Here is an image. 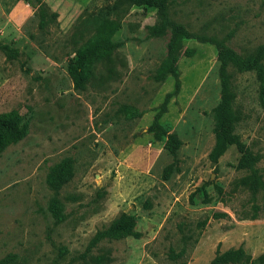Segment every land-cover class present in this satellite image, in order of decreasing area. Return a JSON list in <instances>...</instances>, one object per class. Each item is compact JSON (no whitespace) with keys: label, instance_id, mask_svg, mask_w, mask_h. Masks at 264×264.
<instances>
[{"label":"rangeland","instance_id":"374dc122","mask_svg":"<svg viewBox=\"0 0 264 264\" xmlns=\"http://www.w3.org/2000/svg\"><path fill=\"white\" fill-rule=\"evenodd\" d=\"M112 1L88 0L73 20H57L34 1L0 0L4 14L19 2L34 9L15 27L0 15V115L25 129L16 141L0 138V264H211L231 249L264 254V97L255 71H226L232 134L249 168H237L235 144L208 157L221 101L217 45L239 57L264 47V0H167V19L191 35L177 52V88L171 76L155 78L170 28L153 29L161 21L151 7L124 6L111 72L95 65L78 91L66 70L72 26L84 9L95 15ZM156 117L160 139L149 131ZM169 134L181 142L173 156L163 149ZM65 158L73 176L57 191L55 219L46 177ZM122 214L138 236L93 244Z\"/></svg>","mask_w":264,"mask_h":264},{"label":"trees","instance_id":"16d2710c","mask_svg":"<svg viewBox=\"0 0 264 264\" xmlns=\"http://www.w3.org/2000/svg\"><path fill=\"white\" fill-rule=\"evenodd\" d=\"M34 1L37 8L47 9L40 0ZM167 0H113L106 5L98 14H91L86 9L77 17L72 26L71 41L73 43V57L68 60L67 73L72 81L74 89L83 90L84 83L92 74L95 65L104 67L107 73L111 72V62L117 43L113 41V35L117 32L119 24L117 18L124 14V6L132 5L148 6L156 11L161 21V26H153V29L159 31L164 25L170 28L169 40L166 44V55L160 67L156 70V80L162 82L167 76L177 81V52L180 49L182 39L190 38L191 35L185 28L179 24H174L166 17ZM49 17L56 18L55 13L48 11ZM113 15L115 19L110 18ZM45 13H40V20L45 19ZM188 53V51H186ZM217 59L219 62L221 101L212 110L214 134V145L209 153V159L215 161L225 151L227 145L235 144L238 151L242 154L237 164L238 169L249 168L248 159L241 147L235 142L233 136V118L230 111L231 91L226 73L228 67L237 70V72L255 71L261 78L260 95L264 97V47L258 48L256 53L246 56H236L230 50L222 45H217ZM127 115L131 111H126ZM149 131L153 133L156 139L162 136L161 128L157 123V117L153 120ZM25 129L19 128L16 124V117L13 114L0 115V138L6 135L9 141H16L24 135ZM1 140V139H0ZM1 146V143H0ZM181 146V142L172 134L166 135L163 149L166 153L173 156ZM172 172V165L164 168L162 176L167 178ZM73 176L72 161L69 158L62 159L60 162L50 168L46 185L53 192L48 211L56 219L61 216L62 208L55 198L57 191L70 181ZM102 236L111 239L123 238L126 236L137 237L133 230L132 219L127 215L120 217L112 223L105 232H98L93 238V244L97 243ZM92 264H100L102 259H90ZM211 264H264V254L251 258L241 248L231 249L221 254H216Z\"/></svg>","mask_w":264,"mask_h":264},{"label":"crops","instance_id":"0c3cea01","mask_svg":"<svg viewBox=\"0 0 264 264\" xmlns=\"http://www.w3.org/2000/svg\"><path fill=\"white\" fill-rule=\"evenodd\" d=\"M33 2L32 0H28ZM88 0H40L44 3L51 13L56 14V19L72 18V20L78 15L82 5ZM68 3V4H67ZM64 4H67L65 7ZM70 4V5H69ZM31 4L25 2H19L13 4L7 13H3L0 6V15H4V18L12 26H18L25 16H29L34 11L30 6ZM1 26V25H0Z\"/></svg>","mask_w":264,"mask_h":264}]
</instances>
